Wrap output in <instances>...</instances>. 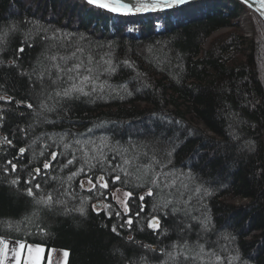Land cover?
Instances as JSON below:
<instances>
[{
  "label": "trees",
  "instance_id": "1",
  "mask_svg": "<svg viewBox=\"0 0 264 264\" xmlns=\"http://www.w3.org/2000/svg\"><path fill=\"white\" fill-rule=\"evenodd\" d=\"M216 1L231 7L223 8L213 3L215 6L211 10L208 9L203 15L204 18L195 21L184 19L181 26L177 27L172 18L175 10L172 9L144 13L147 16L143 13L135 14L133 18L139 15L141 19L136 24L129 25L125 22L119 23L115 14L88 5L85 0H0V27H8L12 23L19 24L20 31L9 33L10 49L21 46L23 33L31 27L25 25L24 21L37 20L49 28V34L53 29L73 34L74 41L85 49L93 50L99 45H112L111 57L114 63L130 60L134 66L118 67L117 74L107 81L106 89L108 86L117 88L126 84L132 95L127 96L123 92L117 95L113 92L103 94L102 98L96 99L94 103H76L72 117L75 121L73 133H86L88 128H92L94 134L88 135L96 139L97 135L108 136L110 132L120 133L127 130L130 135L133 134V139L127 137L126 140L129 139L130 144L123 147L139 145V150L146 151L149 157L155 152L159 158L160 154L157 152L174 148L173 162L178 160L181 163L176 168L173 163L175 170L187 173L191 169L194 174L193 180L185 181L189 188L182 190L183 199L180 200V206L186 207L192 216L203 218L202 214L209 215L215 226L214 231L203 235L200 241L205 244L203 259L190 264H242L243 260H247L248 264H264V81L259 76V73L264 71L261 66L258 69L255 62L254 52L251 51L255 50V46H251L253 43L250 44L253 49L250 48L245 59H241L237 64L231 62L232 53L239 46L233 40L213 42L209 48L201 51L209 34L224 27L221 25L223 20L226 22V19H223L226 16L220 12L234 13L232 10L235 7L239 10L245 9V5L238 0ZM185 10H178L180 17L189 12ZM192 11L194 10L190 12ZM61 18L65 23L60 22ZM159 18L161 30L157 31L156 22ZM76 23L81 25L80 30L74 25ZM108 24L111 26L109 30ZM260 24L264 26V22ZM131 28L133 33H124ZM81 35L86 37V40H81ZM24 47L25 51L20 57L24 67L29 68V62L34 63L41 52L40 41L37 40L32 47ZM105 51L106 49H100V55H104ZM63 54L61 51L60 55ZM10 58L11 54L5 56V59ZM137 73H140L151 87L137 91L140 86L133 79ZM0 77H4L0 79V83L5 84L8 94L15 97L11 104H5V107L13 109V113L10 114L4 129L0 131H14L17 135V142L13 140L15 147L8 148L6 154L0 149V176H3L6 159H11L14 155L18 157L19 147H27L42 133H61L69 125L66 121L55 126L36 125L34 129L29 130L28 136H23L19 129L27 128L28 124L35 123L36 119L30 115L32 109H27L23 104L16 106V100L27 98L28 77H21L17 75L16 69L7 67L0 72ZM249 100L259 102L255 109L248 105ZM37 110L39 111V108ZM17 112H23L25 115L18 116L15 114ZM233 113L238 115L233 118ZM48 116L50 119H56L55 113H49ZM203 123L215 133H206L207 127ZM230 123L233 125L231 128ZM101 125L102 127H97ZM252 125H255V128ZM146 126L151 127L146 133L137 136L135 132H140L143 127L147 128ZM230 133L239 138L233 139ZM42 137L44 138L37 140L38 145H34L37 159L32 161L30 166H40V162L47 158L51 151H64L63 145L57 146L58 142L53 143L49 135ZM78 138L85 139L83 136ZM170 140L174 143L170 144ZM247 140L256 142L255 153L242 150ZM45 144H48L49 148L46 149ZM75 147L77 146L74 145ZM72 150H68L69 158ZM201 150L205 155L202 153V158L199 157L201 159L195 161L193 156L201 153ZM30 151L31 148L25 153L28 160L32 156ZM40 151L45 155L39 157ZM106 154L110 156L107 151ZM76 155L79 157L81 153L76 152ZM58 161L50 170H42L49 173L41 178L42 187L49 191L60 187L59 178L66 180L70 175L65 171L56 173L55 168L60 166L64 157H58ZM75 167L69 166L70 169L66 168V171L69 169L71 172ZM99 174L103 173L95 171L93 179ZM16 175H21L19 191L6 182H0V227L6 229L0 228V235L41 243L46 247L68 249V264H130L131 261H135V264H145L140 259L142 255L147 256V264H162V261L167 259L160 251L152 253L127 240L131 231V235L141 244L164 249L158 242L164 236H158L146 227L151 215L150 202L155 197L145 196L143 202L135 200V204L143 203L144 211L139 218L133 217L131 230L127 227L120 228L124 213L121 208L116 207L114 200L110 201L114 187L111 179L106 177L109 180V188L100 190L104 192V196H98L95 192L90 193L79 187V181L85 179L81 175L65 183L64 188L72 193L62 197L66 204L51 210H41L37 218L32 216L34 205L31 198L23 193V175L19 172V166L17 173H11L5 179H12ZM52 176L58 179L52 180ZM43 180L48 183L44 184ZM68 184H71V187H68ZM201 184L210 188L213 195L198 200L194 189ZM115 186L133 191L134 197L129 198V215H132L137 210L133 199L137 192L144 194V190L133 189L131 185L123 187L121 183H116ZM80 197H92L87 204L85 216L74 210L80 206ZM234 198H246L247 201L238 204L234 202ZM102 199L105 203L112 204V208L107 210L112 213L111 218L106 217L105 211L97 215L91 208V204ZM65 208L72 211L65 212ZM117 211L121 213V217L116 216ZM175 219L173 216L161 217L162 227H169L167 237L173 236V242L178 239L177 234L171 231ZM191 223L193 230L187 234L190 243L196 241L199 232L197 223ZM112 226L117 227L119 235L111 231ZM141 228L144 230L141 231ZM228 233L236 239L225 241L222 234ZM237 248L241 260L231 262L229 257L237 254ZM169 251H173L170 246ZM213 252L223 259L217 262L214 255L210 256ZM168 264L172 262L169 261Z\"/></svg>",
  "mask_w": 264,
  "mask_h": 264
},
{
  "label": "snow or ice",
  "instance_id": "2",
  "mask_svg": "<svg viewBox=\"0 0 264 264\" xmlns=\"http://www.w3.org/2000/svg\"><path fill=\"white\" fill-rule=\"evenodd\" d=\"M85 3L117 16H127L156 12L158 10H182V6H191L195 3V0H85ZM244 3H248V0H244ZM261 8L264 9V3L261 4ZM24 24L31 25V27L28 28L27 32L23 33L21 46L15 49L8 47V38L9 33L21 30L19 24L12 23L8 27H0V72H3L5 67L14 68L17 71V75L28 77L29 88L26 92L27 98L16 100V106L19 107L23 104L27 109H32L33 112L30 115L36 118L35 123H29L27 128H20L19 131L26 137L29 135V130L34 129L36 125L49 124L55 126L66 121L69 127L61 133H42L41 136L33 139L27 147H19V158L14 155L11 159H6L5 166L3 167V176H0V182H6L19 191L21 175H16L12 179H5L11 173H17L19 166V172L23 175V193L31 198L34 205L32 216L37 218H39L41 210H51L58 205L66 204V201L62 197L65 195L70 196L72 193L64 188L65 183L81 175L85 179L79 181V187L86 189L90 193L95 192L98 196H104V192L100 190L109 188V180L106 177L112 179L114 187L116 182H120L123 187L131 185L133 189L144 190V194L142 195L137 192L133 199L134 204L135 200L143 202L145 196L155 197L150 202L151 215L147 220L146 227L158 236L167 238L170 229L167 225L162 227L161 217L167 218L168 216H173L176 219L171 231L177 234L178 239L169 245L173 251H166V249H157L152 245L141 244V242L136 241L135 237L131 235V231L127 236V240L137 244L139 247L148 249L152 253L160 251L162 255L167 257L166 260L162 261V264H168L169 261L172 264H190V262L203 259L202 254L205 253V244L200 241L203 235L213 232L215 226L209 215L202 214L203 218L192 216L186 207L180 206V200L183 199L182 190L189 188L188 183L185 181L193 180L194 174L191 172V169L187 173L182 170H175L172 159L174 148L172 150H161L158 158L155 152L149 157L147 152L139 151V145H130V148L136 149L130 155V148L123 147L118 141H112L108 136L97 135L96 139H93L92 136L88 135V133L94 134L92 128H88L86 133H73L72 131L75 127V121L72 117L76 103H94L96 99L102 98L103 94H111L113 92L117 95H120L121 92L127 96L132 95L126 84L119 85L117 88L108 86L107 89L106 85L107 81L117 74L118 67L125 66L132 68L134 66L133 63L127 59L114 63L111 57L112 45H99L97 49L88 50L74 41L73 34L62 33L60 29H53L51 34H49V28L37 20H26ZM80 39L86 40V37L81 35ZM37 40L40 41L41 52L35 58V62L30 61L29 68H25L20 54L25 51L24 45L32 47ZM100 49H106L104 55H100ZM61 51L64 52L63 55H60ZM8 54H11V58L5 59V56ZM45 61L48 63H45ZM102 77L103 79H101ZM3 78L0 77V79ZM133 79L140 86L136 89L137 91L140 88L151 87V84L144 80L140 73H137ZM0 92L3 93L0 94V101H4L6 104H11L15 99L14 96L8 94V89L4 83H0ZM28 100L32 102H28ZM258 103V101H248V105L254 109ZM34 105L39 108V111L36 110ZM12 113V108L0 106V130L4 129ZM49 113H55L56 119H50ZM15 114L18 116L25 115L23 112ZM237 115L235 113L232 114L233 118ZM237 123H242V121H237ZM232 126L230 123L229 127L231 128ZM97 127H102V125ZM252 127L255 128V125H252ZM43 135H49V139L53 143H56L55 138L59 137L57 146L63 145L64 151H51L50 155L40 162V166H30L31 162L37 159L33 145H35L37 140L42 139ZM230 135L233 136V139L239 138L234 133H230ZM70 136L71 139H69ZM80 136L85 137V139L78 138ZM14 139H17L14 131H0V149L5 154L8 148L15 147L13 144ZM66 140L68 141L67 143L65 142ZM169 143L172 144L174 141L170 140ZM74 145L77 147L74 148ZM30 148L33 151L30 160H28L25 158V153ZM45 148H49V145L45 144ZM69 149H73L70 153V158L68 154ZM242 150L255 153L257 151L256 142L253 140L245 141ZM106 151L111 155V158L106 154ZM76 152H80L81 155L77 157ZM39 156H44V152L41 151ZM58 157H64V161L60 163L61 170L69 168V166L75 167L77 164L79 167H75V170L70 172L66 180L59 178L61 180L60 187L49 191L43 188L41 184V178L48 176L49 173L42 170H50L54 166V163L59 162ZM97 170L103 174L95 175V179H93V175ZM51 179L57 180L58 177L52 176ZM43 183L47 184L48 181L43 180ZM68 187H71V184H68ZM61 189H64V191H61ZM120 191L121 188H115L112 197L122 208L124 216L121 217L119 211L115 214L123 220L119 227H127L131 230L134 222L133 217L139 218L144 211V206L143 203L135 204L137 210L132 215H129L131 212L129 198H133L134 193L133 191H124L122 194L123 198H121L116 195ZM194 191L197 194L198 200L213 195L211 189L205 187L203 184L196 187ZM73 198L76 199L77 197ZM79 199L80 206L74 210L80 213L81 216H85L87 204L92 197H80ZM186 203H191V201H186ZM91 208L97 215L101 211H105L109 218H111L112 213L107 211L112 208L111 203H94L91 204ZM69 211H72V209L65 208V212ZM25 219H30V217H25ZM191 221L197 223L199 232L197 233L196 241L190 243L187 234L193 230ZM140 230L143 231L144 229L141 228ZM40 231L44 230L40 229ZM111 231L117 233V235L120 234L116 226H112ZM222 235L229 242L236 239L230 233ZM224 247L226 249L227 246L225 245ZM51 251L55 250H49L48 264H51ZM236 251L237 254L235 256L229 257L230 261L241 260L239 249L237 248ZM45 252L46 249L41 244L28 243L22 239H6L3 235H0V264H44ZM63 255L66 264L68 252L64 251ZM211 255L215 256L217 262L223 259V257L217 255L215 252L211 253ZM140 259L147 264L146 255H142ZM130 264H135V261H131ZM242 264H248V261L243 260Z\"/></svg>",
  "mask_w": 264,
  "mask_h": 264
},
{
  "label": "rangeland",
  "instance_id": "3",
  "mask_svg": "<svg viewBox=\"0 0 264 264\" xmlns=\"http://www.w3.org/2000/svg\"><path fill=\"white\" fill-rule=\"evenodd\" d=\"M211 1L212 0H195V3L192 4L191 6H188V5L182 6V8L186 9L185 11H189V12L188 13L185 12L186 14H183L181 17H180L181 14L179 15L178 10L172 9V11L175 10L174 14L172 15L173 22L175 23V26H177V27L181 26V24L185 20L190 21L193 19L195 21V20H198L200 18L201 19L204 18L203 15L208 11V9L211 10V8L213 6V3ZM207 2H211L212 5L208 4ZM12 3H14V2H12ZM244 5H245V9L242 8L240 10H239V8H236L234 6L235 8L232 10V12H234V13H231V14L228 12H224V13L220 12V13H222L221 15L226 16L225 18H223V19H226V22H225V20H223V23L221 25L224 27L218 28V29L214 30L211 34H209L208 38H206L205 42L203 43V46L201 47L202 48L201 51L206 49V48H209L213 42L222 43V42H225L229 39L233 40L234 43L237 45L239 44V46L236 48L235 52L232 53L233 55L231 56V58L233 60L231 62L233 64H237L241 61V59H245V55L247 54L248 51H250L249 49L252 48L251 46H253V47L255 46V50H251V51L254 52L253 54L255 57V62H256V64H258L257 65L258 69H259V66H261L263 68V71H264V26H263V24H260V22H264V20L261 17V15L259 13L255 12L247 3H244ZM225 6L231 7L228 4H226ZM191 10H194V11L190 12ZM140 14H142V13H140ZM143 15L147 16V14L145 15L144 13H143ZM214 15L216 16L217 14H214ZM115 16H116L117 21H119V23L125 22L126 24H129V25H131L133 23L136 24V22L141 19V18H139L140 17L139 15H138V17H134V18H133L134 15H127L126 17L125 16L124 17L117 16V15H115ZM129 16H131V17H129ZM156 24H157L156 28H158L157 31L161 30V18H159V20L156 22ZM107 28H108V30L111 28L110 24H108ZM136 29H137V27H136ZM130 30H132V28ZM125 33H129V32L125 31ZM251 43H253V45L250 46ZM259 76L264 81V72L259 73ZM5 104H6L5 102L0 101V106L5 107ZM37 109H38V107L36 106V110ZM26 115H28V114H26ZM204 124L205 123H203V125ZM204 126L207 127V128H205L206 129L205 132L212 135L213 133H212L211 129L208 128V125L205 124ZM146 127L147 128L143 127L142 130L138 133L135 132L137 134V136H139L138 134L142 135L141 133H146V131L149 130L148 128L151 126H146ZM131 131L133 132L134 130H131ZM143 131H145V132H143ZM43 138L44 137H42V139ZM134 138H136V137H134ZM56 141L59 142V137L56 138ZM128 141H129V139H128ZM35 145H38V142H36ZM33 148H34V150H36L34 145H33ZM128 148H130V146ZM32 151H33V149H32ZM32 151H30V152H32ZM135 151H136V149L130 148V155L133 154ZM45 152H47V150ZM143 152H146V151H143ZM202 153H203V151L201 150V153H198L197 155L195 154V156H193L195 158V161H196V159L197 160L201 159L202 158L201 156L203 154L205 155V153H203V154ZM44 155H45V153H44ZM39 157H41V156H39ZM109 157L111 158V155ZM199 157H201V158H199ZM69 169H68V171H66V168L61 170V167L57 166L55 168V171H56V173L57 172L63 173V171H65L66 173L70 174ZM110 182H112V179ZM116 183L119 184L120 182H116ZM117 187L121 188L119 186H115L112 188L111 193H113L115 191V188H117ZM124 191H127V190L124 188L123 189L121 188V191L117 192L116 195L123 198L122 194ZM111 193L109 194V197H110ZM112 200H114L113 197H112V199H110V201L112 202ZM234 200H235L234 202H236L238 204H243L244 202L247 201L246 198H243V199L234 198ZM104 201L105 200L102 199L101 201H97L94 203H100V202L105 203ZM113 203L116 205V207L121 208L115 200ZM105 215H106V213H105ZM106 217H108V215H106ZM5 238L11 239V240L17 239V238L16 239L8 238V237H5ZM250 238L251 237H249V238L247 237V239H250ZM27 242L32 243V244H41V243H35V242H30V241H27ZM41 246H43L46 249L44 264H48L49 250H55V251H51V253H50L51 264H65V257L63 255V252L67 251L69 253L68 249H64L61 247L58 248V247H54V246L46 247L44 244H41ZM211 260H212V257H211ZM211 260H209V261L211 262ZM231 262H233V261H231ZM66 264H68V256L66 258Z\"/></svg>",
  "mask_w": 264,
  "mask_h": 264
},
{
  "label": "bare ground",
  "instance_id": "4",
  "mask_svg": "<svg viewBox=\"0 0 264 264\" xmlns=\"http://www.w3.org/2000/svg\"><path fill=\"white\" fill-rule=\"evenodd\" d=\"M239 2H241V3H243L242 1H240V0H238ZM212 3H215V4H219V5H221L223 8L224 7H226L225 5L226 4H220L219 2H217L216 0H212L211 1ZM211 2H207L208 4H211L212 5V3ZM244 4V3H243ZM215 5L213 4V6H212V8L214 7ZM228 13H231V12H228ZM53 17L55 18L56 16H54L53 15ZM140 18V17H139ZM74 22H75V20H73ZM43 22V21H42ZM60 22H63V23H65L64 22V19L63 18H61V20H60ZM7 23V22H6ZM43 23H45V22H43ZM44 25V24H43ZM75 26H77L78 27V29L80 30L81 29V25H79L78 23H76V24H74ZM129 32V33H133V30H126V32ZM125 33V32H124ZM41 127V126H40ZM212 133L214 134L215 132H213L212 131ZM133 134H129L128 133V131L127 130H122V131H120V133H112V132H110L109 133V135H108V137L110 138V139H113V141H118L119 142V144L120 145H122V146H124L125 144H130L126 139H127V137H129L130 139L133 137L132 136ZM17 136V135H16ZM17 139H15V141H16ZM14 141V142H15ZM135 141V140H134ZM17 142V141H16ZM136 142V141H135ZM138 142V141H137ZM139 143V142H138ZM158 153V155L160 154L159 152H157ZM178 160H175V162H173L174 163V165H175V168L177 167V166H179V165H181V163L178 161ZM186 165V164H185ZM180 167H182V166H180ZM238 198V197H237ZM1 219V218H0ZM1 224V223H0ZM2 225H3V223H2ZM1 229H3V230H6V229H4L2 226L0 227ZM7 230H9V229H7ZM231 234V233H230ZM217 236H218V234H217ZM173 236H169V237H162V238H160L159 240H158V242L160 243V245H162L163 247L162 248H164V249H166V251H169V244H171L172 242H173ZM225 241H229V240H225ZM69 254V253H68Z\"/></svg>",
  "mask_w": 264,
  "mask_h": 264
},
{
  "label": "water",
  "instance_id": "5",
  "mask_svg": "<svg viewBox=\"0 0 264 264\" xmlns=\"http://www.w3.org/2000/svg\"><path fill=\"white\" fill-rule=\"evenodd\" d=\"M244 3V0H240ZM264 3V0H248V5L257 13L261 15L264 20V9L261 8V4ZM156 12H159L156 11Z\"/></svg>",
  "mask_w": 264,
  "mask_h": 264
}]
</instances>
